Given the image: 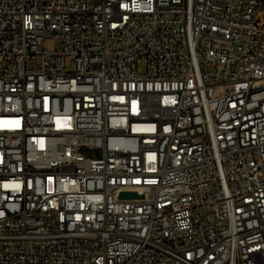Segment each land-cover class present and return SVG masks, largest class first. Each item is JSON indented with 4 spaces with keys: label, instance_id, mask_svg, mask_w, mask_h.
<instances>
[{
    "label": "built area",
    "instance_id": "obj_1",
    "mask_svg": "<svg viewBox=\"0 0 264 264\" xmlns=\"http://www.w3.org/2000/svg\"><path fill=\"white\" fill-rule=\"evenodd\" d=\"M0 264H264V0H0Z\"/></svg>",
    "mask_w": 264,
    "mask_h": 264
},
{
    "label": "rangeland",
    "instance_id": "obj_2",
    "mask_svg": "<svg viewBox=\"0 0 264 264\" xmlns=\"http://www.w3.org/2000/svg\"><path fill=\"white\" fill-rule=\"evenodd\" d=\"M44 45L46 48L50 49L51 51H59L62 49V42L52 37H46L44 40ZM66 67L68 71L75 70V65L72 61L68 62ZM139 69L140 71H143L145 69L144 64H140Z\"/></svg>",
    "mask_w": 264,
    "mask_h": 264
},
{
    "label": "water",
    "instance_id": "obj_3",
    "mask_svg": "<svg viewBox=\"0 0 264 264\" xmlns=\"http://www.w3.org/2000/svg\"><path fill=\"white\" fill-rule=\"evenodd\" d=\"M140 196L137 193H122L120 195V199L128 200V199H138Z\"/></svg>",
    "mask_w": 264,
    "mask_h": 264
}]
</instances>
